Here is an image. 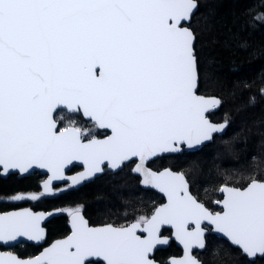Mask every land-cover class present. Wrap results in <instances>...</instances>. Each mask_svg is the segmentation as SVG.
<instances>
[{
    "label": "snow or ice",
    "instance_id": "obj_1",
    "mask_svg": "<svg viewBox=\"0 0 264 264\" xmlns=\"http://www.w3.org/2000/svg\"><path fill=\"white\" fill-rule=\"evenodd\" d=\"M198 7L197 0H0V169L50 173L43 192L11 199L38 200L54 194V181L75 186L102 172L105 162L117 170L137 158L133 171L141 182L168 200L150 218L120 227H89L76 210L66 239L27 261L0 253V264H94L92 258L155 264L150 253L168 243L160 237L162 225H171L184 247V256L171 264H204L192 250L207 248L205 220L250 264L264 259V177L253 173L244 187L225 183V198L217 201L223 211L213 214L190 194L183 173L147 167L160 153L212 142L227 128V122L214 124L205 116L220 100L196 94L195 34L184 22ZM252 19L264 23V14ZM58 112L61 119L63 112L82 113L111 135L97 139L74 121L61 128ZM73 161L85 171L68 177L65 169ZM42 219L27 209L0 214V241L41 240ZM228 256L229 250L214 248L210 264H223Z\"/></svg>",
    "mask_w": 264,
    "mask_h": 264
},
{
    "label": "trees",
    "instance_id": "obj_2",
    "mask_svg": "<svg viewBox=\"0 0 264 264\" xmlns=\"http://www.w3.org/2000/svg\"><path fill=\"white\" fill-rule=\"evenodd\" d=\"M197 2L199 7L189 27L195 34L198 93L219 97V110L210 118L214 122L227 121L229 126L222 136L215 137L199 151L162 157L155 164L184 173L191 193L200 201L204 196H217L218 188L225 183L247 184L253 173L258 178L264 177V93L261 91L264 89V23H254L252 19L264 14V0ZM253 156L259 159L253 161ZM39 179L36 173L23 178L0 177V200H3L0 212L25 205L7 199L39 193ZM159 196L154 191H143L134 179L121 172L112 176L104 174L78 190L47 199L42 208L52 210L83 204L89 221L100 224L122 215L130 218L139 213L148 215L161 203ZM46 227L47 240L64 236L67 231L64 216L52 218ZM223 243L208 240L207 248L196 253L197 258L210 264L209 253L221 248L230 251L223 263L250 264ZM34 251L25 244L15 250L21 257ZM178 254L179 249L171 243L166 249L158 250L155 258L163 261L166 256ZM255 264H264V259Z\"/></svg>",
    "mask_w": 264,
    "mask_h": 264
},
{
    "label": "flooded vegetation",
    "instance_id": "obj_3",
    "mask_svg": "<svg viewBox=\"0 0 264 264\" xmlns=\"http://www.w3.org/2000/svg\"><path fill=\"white\" fill-rule=\"evenodd\" d=\"M217 112H218V111H217ZM217 112H215V113H217ZM215 113H212V114H215ZM62 114H63V119H61V117L58 118V121H59V127H61V128L65 127V126H70L69 122H70V121H74L75 124H76L77 126L81 127L82 129H83V128L91 129L93 135H95L97 139H103V138H105L106 136L111 135V131H109V130H107V129H99V128L94 127V126H93V122H92L90 119H86V118H84L81 114H71V115H70V114H68L67 112H63ZM58 115H61V113L58 112V113L56 114V116H58ZM210 115H211V114H210ZM73 116H75V117H73ZM216 122H218V121H216ZM219 122H220V121H219ZM221 122H222V121H221ZM225 122H227V121H225ZM228 126H229V124H228V122H227V127H228ZM182 153H183V152H182ZM182 153H181V154H182ZM171 156H173V155H171ZM163 157H170V156H163ZM161 158H162V157H158V158H156L155 160L149 162L147 166H148L149 168L155 170V171H159V170H162V169H165V168H169V169H171L170 166H159V165H160L159 163H158V164H155V163L158 162L159 159H161ZM159 162H160V161H159ZM135 164H136V160H133V161H131V162H129V163H124V164L122 165V167H121L119 170H117V171H110V170H108V166H105V167H103L104 170L102 171V173H101L98 177H100V176H102V175H104V174L112 176V175H115V174H118V173H121V172H122V174L127 175L130 179H134V180L137 182V185L141 188V186H140V184H141V183H140V181H141L140 177H138V176H136V175L133 174V168H134ZM81 169H82V168H79V167H73V168H71L69 171H67V174H74V173L80 171ZM171 170H173V169H171ZM173 171H176V170H173ZM35 173L38 174V176H39V178H40V179H39V183H38V187H39V184H40V183L46 178V175H42V174H40L39 172H33V173H31L30 175L35 174ZM181 173H182V172H181ZM183 174H184V173H183ZM10 175H16V176H17V174H10ZM10 175H8V176H10ZM30 175H29V176H30ZM8 176H7V177H8ZM7 177H6V178H7ZM98 177H95V178H94L93 180H91V181H84L83 184H82L80 187H78V188H74V187L70 186V185L67 184V183L56 185V186L54 187V194H52V195H50V196L42 195V196H40V198H39L37 201H35V202H31L29 205H23V206H21V207H22V208H23V207H29L30 209L35 210V211H37V210H44V211L51 210V209H48V210H47L46 208H42V207H44V206H43V203H44L45 200L50 199V198H56V197H58L59 195L66 194L67 192L72 191V190H78V189H80L81 187H83L84 185L94 182V180L97 179ZM17 178H18V176H17ZM229 186H231V185H229ZM220 187H221V186H220ZM220 187H219V188H220ZM232 187H238V186H232ZM219 188H218V190H219ZM141 189H142V188H141ZM142 190H143V191H152V190H147V189H142ZM35 193H37V194L41 193L40 188H39V193H38V192H35ZM159 197L161 198V203H159L158 205H156V206L154 207V209H155L157 206H159L160 204H162V203L164 202L163 198H162L161 196H159ZM195 198H196V197H195ZM212 198H214V199H212ZM221 198H222V196H221V195L218 193V191H217V196H214V197H207V196H204V197H203V200L200 199V202L203 203V204H204V205H205V206H206V207H207L212 213L222 212V208H220V207H218V206L216 205V202L219 201V200H221ZM196 199H197V198H196ZM197 200H198V199H197ZM0 201H3V200H0ZM198 201H199V200H198ZM38 205H39L41 208H40V209H39V208L35 209L34 207H37ZM21 207H19V208H21ZM14 209H18V208H14ZM57 209H60V210H61V214L58 215V216H64V219H65V225H66L67 231L64 233V236H61V237H58V238H53V239L47 240V227H46V225L50 222V220H51V219H50V220H49L48 222H46V224L44 225V227H45V229H46V238H45V241H44L43 244H40V245H33V244H28V243H24V242H22V243L15 244L14 246H10V247H7V248H5V247H3V246H0V250H1V251H9V252H13V253H15V254L18 255V253L15 252L16 248H18V247H20L21 245L25 244L26 246H28V248L33 247L34 250H35L33 253H28L26 257L35 256V255L38 254L43 248H45V247L48 246L50 243H52L54 240L64 238V237L68 236V235L71 233V229H70V227H69V225H68V222H69V216L71 215L72 212H74V211H76V210H78V211L81 212L82 216H83L84 219L88 222V225H89L90 227H91V226H93V227H95V226H101V225H105V224H111V225H113V226L120 227V226H127V225L130 224L131 222L137 221V219H135V217H134L133 219H129L128 216H126V215H122V217H118L117 219H114V220L109 221V222H102V223H100V224H93V223H91V222L89 221V219L86 217V215H85V210H84L85 207H84L83 204H77V205H66V207H59V208H55V209H52V210H57ZM66 209H71V210L66 211ZM154 209H153V210H154ZM10 210H13V209H10ZM153 210L147 215V217H150V215L152 214ZM7 211H8V210H7ZM2 212H4V211H2ZM58 216H57V217H58ZM189 228H192V226H189ZM208 229H211V228L208 227ZM170 234H171V230L166 229V228H162V229H161V234H160V236H170ZM206 239H207V240H206V243H207V241L210 240V239H212V240H214V241H216V242H222V243L224 242L227 246H229L230 248L234 249L237 253H239L240 256H241L242 258H244L246 261H250L245 255H243V254L241 253V251H240L239 248H237V247H233L228 241L223 240V239H221V238H218V237H216V236H214V235H209V234L206 236ZM171 243L174 244L173 241H171L170 244H171ZM224 243H223V244H224ZM170 244H169V245H170ZM174 246H175V244H174ZM175 247H176V246H175ZM166 248H167V247H166ZM166 248H159V249H157V250L154 252V254H153V259H154L156 262H158V263H160V264H166V261H167V259L169 258V256H166L165 259H164L163 261H159V260L157 261L156 258H155V254H156V252H157L158 250H164V249H166ZM176 248H177V247H176ZM178 249H179V248H178ZM196 253H197V251L195 252V256H196ZM180 254H181V250L179 249V254H178V256H179ZM18 256H19V255H18ZM19 257H21V256H19ZM170 257H172V256H170ZM196 257H197V256H196ZM23 258H25V257H23ZM259 259H261V258H257V259L255 260V262L258 261ZM94 264H104V262H102V261H98V262L94 261ZM223 264H228V263H223ZM230 264H234V263H230Z\"/></svg>",
    "mask_w": 264,
    "mask_h": 264
},
{
    "label": "water",
    "instance_id": "obj_4",
    "mask_svg": "<svg viewBox=\"0 0 264 264\" xmlns=\"http://www.w3.org/2000/svg\"><path fill=\"white\" fill-rule=\"evenodd\" d=\"M196 11H197V9L194 10L193 15L195 14ZM193 15H192V17H193ZM192 17H191V19H190L189 21L184 22V26L189 27V24L191 23ZM189 28H190V27H189ZM190 30L192 31L191 28H190ZM192 32H193V31H192ZM194 44H195V41H194ZM198 82H199V80H198ZM196 94H197V95H200V96H204V97H206V98H208V97H215V98L219 99V97H216V96H206V95H203V94L198 93V86H197V88H196ZM219 100H220V99H219ZM220 103H221V102H220ZM219 106H220V104L217 105L215 108L210 109L209 111H207V112L205 113L206 118H207L211 123H214V124L225 123V121H222V122H214V121H212L211 118H210V114L217 112V111L219 110ZM80 114L82 115V113H80ZM82 116H83V115H82ZM83 117H84V116H83ZM84 118L89 119V118H87V117H84ZM226 130H227V128H226ZM226 130H225V132H226ZM109 131H110V130H109ZM225 132H223V133H219V134H215V137L222 136ZM103 139H104V138H103ZM212 142H213V141H212ZM212 142H205V144H203V145H201V146H198V147H195V148H191V149H189V148L187 147V145L178 146V147H181V148H182L181 151L176 152V153H160V154H158L156 157L151 158V159L147 162V165H148L149 162L155 160V159L158 158V157L171 156V155H178V154H181L182 152H196V151H199L202 147H204V146H206V145H208V144H210V143H212ZM133 160H136V163H138V159H137V158H133L132 160H130V161H126V162H124V163H129V162H131V161H133ZM105 166H108V165H107V162H105V164L102 165V167H105ZM135 166H136V164H135ZM135 166H134V167H135ZM73 167H79V168H82V169H81L80 171L74 173V174H67V171H69V170H70L71 168H73ZM147 167H148V166H147ZM133 169H134V168H133ZM150 169H151V168H150ZM165 169H169V168H165ZM165 169H162V170H159V171H156V172H162V171H164ZM108 170H110V171H117V170H119V169H117V170H113V169H111V168L108 166ZM152 170H153V169H152ZM169 170H171V169H169ZM84 171H85V167H84V165H83V163H82L81 161H73L72 164H70V165H68V166L66 167V169H65V175L68 176V177H73V176H77L78 174H80V173H82V172H84ZM153 171H155V170H153ZM171 171H173V170H171ZM33 172H39V173L42 174V175H46V178H45V179L39 184V188H40L41 192H43V184H44V182L48 179V176L50 175V173H48V171H47L46 169H40V168H38V167H33V168L30 169L27 173H20L18 170H10V171H9L8 173H6V174L2 172V169H0V177H1V178H6V177H7L8 175H10V174H17L18 178H23V177H27V176H29V175H30L31 173H33ZM173 172L181 173V172H179V171H173ZM101 173H102V172H100V173H96L93 177L88 178V179H86V180H84V181H91V180H93L95 177H98ZM133 174L136 175V176H138V177H140V175L136 174L134 171H133ZM140 179H141V177H140ZM84 181H82L80 184L75 185V186H72V185H71V181H70V180H67V181H54V182H53V188H54L56 185L64 184V183H67V184H69L70 186H72V187H74V188H78V187H80V186L83 184ZM140 183H141L140 186H141L142 189L152 190V191L156 192L157 194H159V195L163 198V200H164V202H163L162 204H160L159 206H157V207L153 210L152 214L150 215V217H151V216L154 214V212H155V210H156L157 208H159V207H161V206L167 204V202H168V200H167V196H166L164 193L160 192L159 189H156V188L151 187V186H148V185H144L141 181H140ZM222 186H223V185H222ZM222 186H221V187L219 188V190H218V193L222 196L221 200H219V201H223L224 198H225V193H224L223 191H221ZM189 191H190V186H189ZM190 194L195 198V196H194L191 192H190ZM45 195H46V196H50V195H52V194H45ZM197 201H198V200H197ZM198 202H200V201H198ZM200 203H201V202H200ZM202 204H203V203H202ZM203 205H204V204H203ZM216 205H217L218 207L222 208V211H223V204H222V203H217V202H216ZM204 206H205V205H204ZM205 207H206V206H205ZM206 208H207V207H206ZM25 209H27V210H29V211H31V212H33V213L43 214V219L40 221V227L43 229V238H42L41 240H39V241H35V240H29L28 237H26V236H20V237H17L16 240H14V241H8V242L0 241V246H3V247H5V248H7V247L14 246L15 244L22 243V242H24V243H28V244H33V245H40V244H43L44 241H45V238H46V229H45L44 225H45L46 222H48L50 219H52V218H54V217H57L58 215L61 214V210H60V209H57V210H48V211H44V210H37V211H35V210L30 209L29 207H23V208L21 207V208H18V209L8 210V211L0 212V214L12 213V212H21V211H23V210H25ZM207 209H208V208H207ZM208 210H209V209H208ZM209 211H210V210H209ZM79 212H80V211H79ZM210 212H211V211H210ZM80 214H81V212H80ZM213 214H215V213H213ZM81 215H82V214H81ZM150 217H149V218H150ZM134 222H136V221H134ZM134 222H131V223H134ZM131 223H130V224H131ZM130 224H128V225H130ZM68 225H69V227H70V229H71V233L68 235V236H70V235L72 234V231H73V228H72V215L69 216V222H68ZM105 225H106V224H105ZM102 226H104V225H101V226H95V227L91 226V227H93V228H98V227H102ZM189 226H192V228H189V230H194V229H195V224H194V223H193V224H189ZM189 226H188V227H189ZM89 227H90V226H89ZM116 227H117V226H116ZM201 227L205 230V240H206V236L209 234V235H214V236H216V237H218V238H221V239H223V240L228 241L227 238L224 237L223 234L218 233V232L215 231V226L212 225V224H210V222H208V221H206V220H205V221H202V223H201ZM208 227H210L211 229H208ZM162 228H166V229L171 230V234H170V236H160L162 239H163V238H166V239L168 240V243H167V244L157 245L156 248L153 250V252L150 253V259H152V260L155 262V264H160V263L156 262V261L153 259V254H154V252H155L157 249H159V248H166V247H168L169 244H170V242L173 241L174 244H175V246L181 250V254H180L179 256H172V257H169V258L167 259V261H166V264H171L172 259H174V258H182V257L184 256V247H183V245H182V244L176 239V237H175V229H174L171 225H162V226H161V229H162ZM161 229H160V234H161ZM138 234H140V233L138 232ZM144 235L146 236L147 234L145 233ZM68 236H66V237H64V238H61V239L54 240V241H53L52 243H50L48 246H46L45 248H43L38 254H36L35 256H31V257H25V258H23V257H19L17 254H15V253H13V252H9V251H1V250H0V253H4V254L11 253L13 256L17 257L18 259H21V260H25V261H27V260L34 259V258H37V257L42 256L43 253L45 252V250L48 249V248H50V247H51L56 241L64 240V239H66ZM228 242H229V241H228ZM233 247H236V246H233ZM237 248H238V247H237ZM196 251H197V252H202V251L199 250L198 248H193V250H192V255H193L194 257H196V256H195V252H196ZM243 255H244V254H243ZM196 258H197V257H196ZM92 259H93V261H96V262H98V261H102V259H97V258H92ZM248 259H249V258H248ZM198 260H199V259H198ZM102 262H103V261H102Z\"/></svg>",
    "mask_w": 264,
    "mask_h": 264
},
{
    "label": "rangeland",
    "instance_id": "obj_5",
    "mask_svg": "<svg viewBox=\"0 0 264 264\" xmlns=\"http://www.w3.org/2000/svg\"><path fill=\"white\" fill-rule=\"evenodd\" d=\"M59 117H61V115H58V116H56V118L58 119ZM185 175V174H184ZM189 183V182H188ZM247 184H244V185H241V186H238V187H244V186H246ZM189 186H190V184H189ZM190 192H191V190H190ZM23 195H25V196H27L28 194H23ZM212 199H214V198H212ZM7 200H9V201H11V202H13V203H19V204H21V203H24L25 205H29L31 202H35V201H37V200H31V199H23V200H12L11 199V197L9 198V199H7ZM69 210H71V209H66V211H69ZM141 216H143V217H147V214L146 213H139L136 217H135V219H139V217H141ZM130 218V217H129ZM130 219H133V218H130Z\"/></svg>",
    "mask_w": 264,
    "mask_h": 264
}]
</instances>
